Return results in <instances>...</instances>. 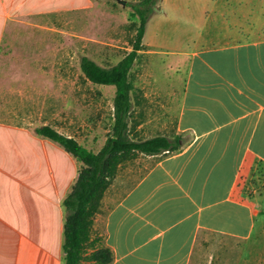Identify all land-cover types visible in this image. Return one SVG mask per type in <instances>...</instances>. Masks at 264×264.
<instances>
[{"label":"rangeland","instance_id":"obj_1","mask_svg":"<svg viewBox=\"0 0 264 264\" xmlns=\"http://www.w3.org/2000/svg\"><path fill=\"white\" fill-rule=\"evenodd\" d=\"M135 1L0 0V146L8 157L0 160L5 169L0 173V215L11 226L2 230L27 232L32 226L40 233L48 225L51 253L59 257H51V264H65L63 199L81 163L36 128L48 124L96 152L103 147L114 123L116 87L90 81L81 61L89 56L110 67L133 50L139 25L132 16ZM184 2L156 5L147 22L143 49L131 70L135 139L173 136L185 73L181 52L219 33L223 17L213 10V1L189 0V15ZM158 158L135 153L119 167L104 198L110 204L122 198ZM240 185L249 195H264V164L258 162ZM257 231L255 246L263 264L264 220ZM237 244L201 233L195 264H255L258 251L248 246L237 251Z\"/></svg>","mask_w":264,"mask_h":264},{"label":"crops","instance_id":"obj_2","mask_svg":"<svg viewBox=\"0 0 264 264\" xmlns=\"http://www.w3.org/2000/svg\"><path fill=\"white\" fill-rule=\"evenodd\" d=\"M211 1L223 17L219 33L181 52L186 62L176 131L189 132L191 140L178 152L156 155L122 198L111 204L103 198L95 219L93 231L99 227L114 252L111 264H195L201 233L241 242L237 251L256 250L264 195H249L240 184L264 164V3ZM6 154L0 146V160ZM8 224L0 215V264L58 261L48 225L40 233L32 226L3 231Z\"/></svg>","mask_w":264,"mask_h":264},{"label":"trees","instance_id":"obj_3","mask_svg":"<svg viewBox=\"0 0 264 264\" xmlns=\"http://www.w3.org/2000/svg\"><path fill=\"white\" fill-rule=\"evenodd\" d=\"M158 2L138 0L131 3L132 16L138 19L139 25L133 50L119 62L105 67L89 56L82 58L81 69L90 81L116 87L114 123L103 147L96 152L74 136L48 124L36 128L38 134L59 143L81 163L78 177L63 199L67 210L63 243L65 264H111L114 252L107 245L103 232H93V225L119 167L135 153L167 156L182 150L191 140L189 132L175 131L173 136L160 134L141 140L131 135L132 95L135 90L131 70L143 49L147 22Z\"/></svg>","mask_w":264,"mask_h":264}]
</instances>
